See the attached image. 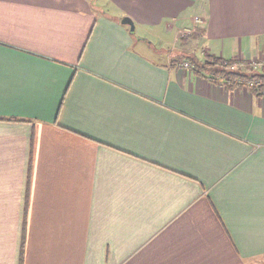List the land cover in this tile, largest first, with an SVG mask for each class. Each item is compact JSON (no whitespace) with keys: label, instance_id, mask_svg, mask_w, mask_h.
Listing matches in <instances>:
<instances>
[{"label":"crops","instance_id":"1","mask_svg":"<svg viewBox=\"0 0 264 264\" xmlns=\"http://www.w3.org/2000/svg\"><path fill=\"white\" fill-rule=\"evenodd\" d=\"M207 53L264 0H0V264H264V76Z\"/></svg>","mask_w":264,"mask_h":264},{"label":"trees","instance_id":"2","mask_svg":"<svg viewBox=\"0 0 264 264\" xmlns=\"http://www.w3.org/2000/svg\"><path fill=\"white\" fill-rule=\"evenodd\" d=\"M194 68L197 71H202L204 75H207L212 80L223 81L229 87L239 85L235 79L238 78H248L253 75L259 78L264 76V72H250L246 73L241 70L232 69L230 64L234 61L233 59H225L220 56H213L210 54H205L203 61L199 62L196 57H192Z\"/></svg>","mask_w":264,"mask_h":264},{"label":"built area","instance_id":"3","mask_svg":"<svg viewBox=\"0 0 264 264\" xmlns=\"http://www.w3.org/2000/svg\"><path fill=\"white\" fill-rule=\"evenodd\" d=\"M195 20L200 21V18L197 17V18H195ZM244 60L245 59H240V60H236L235 59L230 64V67L232 69H237V70L244 71L242 68H244L245 63H247V62H250L252 65H254L255 69L264 64L263 60H257V59H251V60H245V61ZM257 61H259V62H257ZM182 66L187 67V68L191 67L190 62L186 61V60H184L182 62ZM251 72H253V71L251 70ZM235 81L242 88L257 89V90L259 89V86H260V83H261L260 78L258 76H256V75H253V76L248 77V78H238V79H235Z\"/></svg>","mask_w":264,"mask_h":264},{"label":"rangeland","instance_id":"4","mask_svg":"<svg viewBox=\"0 0 264 264\" xmlns=\"http://www.w3.org/2000/svg\"><path fill=\"white\" fill-rule=\"evenodd\" d=\"M195 30V29H194ZM191 31H193V30H189L188 29V34H186V35H190V34H194V33H192ZM200 50V48H197V53H198V51ZM199 60H201V59H199ZM240 60V59H239ZM260 60V59H259ZM245 61V60H244ZM257 62H259V61H257ZM258 65V64H257ZM256 66V65H255ZM243 70H244V72L246 71L247 73H250L251 72V70L253 71V72H256V70H257V68L255 69L254 68V65H252L250 62H247V63H245V65H244V68H242Z\"/></svg>","mask_w":264,"mask_h":264},{"label":"water","instance_id":"5","mask_svg":"<svg viewBox=\"0 0 264 264\" xmlns=\"http://www.w3.org/2000/svg\"><path fill=\"white\" fill-rule=\"evenodd\" d=\"M122 22H124V23H128V24L130 25L131 30L134 29V25H133V23H132V20H130V18H128V17H124V18L122 19Z\"/></svg>","mask_w":264,"mask_h":264}]
</instances>
